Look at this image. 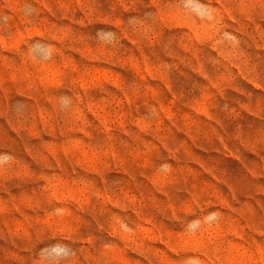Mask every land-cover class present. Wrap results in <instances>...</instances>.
Masks as SVG:
<instances>
[{
  "label": "rangeland",
  "instance_id": "rangeland-1",
  "mask_svg": "<svg viewBox=\"0 0 264 264\" xmlns=\"http://www.w3.org/2000/svg\"><path fill=\"white\" fill-rule=\"evenodd\" d=\"M245 109L264 0H0V264H264Z\"/></svg>",
  "mask_w": 264,
  "mask_h": 264
},
{
  "label": "crops",
  "instance_id": "crops-1",
  "mask_svg": "<svg viewBox=\"0 0 264 264\" xmlns=\"http://www.w3.org/2000/svg\"><path fill=\"white\" fill-rule=\"evenodd\" d=\"M258 111L245 109V114L238 117L244 116L248 123H237L233 128L238 131V136L231 158L234 169L231 175V193L242 205L251 202L252 195L259 192L255 189L259 187L256 180L264 179V112ZM242 132L250 134L244 135Z\"/></svg>",
  "mask_w": 264,
  "mask_h": 264
}]
</instances>
